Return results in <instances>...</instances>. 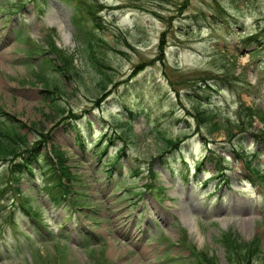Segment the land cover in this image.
Masks as SVG:
<instances>
[{"label":"rangeland","instance_id":"obj_1","mask_svg":"<svg viewBox=\"0 0 264 264\" xmlns=\"http://www.w3.org/2000/svg\"><path fill=\"white\" fill-rule=\"evenodd\" d=\"M97 2L101 29L63 0H0V109L26 141L0 155V264H229L231 233L264 264V0ZM29 147L63 152L57 199L35 164L12 179Z\"/></svg>","mask_w":264,"mask_h":264},{"label":"trees","instance_id":"obj_2","mask_svg":"<svg viewBox=\"0 0 264 264\" xmlns=\"http://www.w3.org/2000/svg\"><path fill=\"white\" fill-rule=\"evenodd\" d=\"M73 6V10L81 13L80 16L84 18L85 16L89 18L91 21L93 27L95 29H101V20H100V15L97 14L98 11V5H100L97 0H63ZM80 18H77V21H75V24L77 25V30L78 33L81 35L82 40L84 41V49L85 50V55L87 54L88 58H91V55H93V50L90 46V38L87 30L83 29L80 26ZM254 37V36H253ZM247 39L252 38L250 35L246 37ZM253 39V38H252ZM58 51V50H57ZM60 53V52H59ZM69 61L67 60V66L70 68ZM58 72H63L62 69H55ZM48 101L52 104L53 98L49 97ZM54 105V104H53ZM55 109L59 113H63L64 107L61 105H54ZM127 111H130L129 109ZM246 113V112H245ZM242 113V116H238L239 118H236L235 122H233V125L236 126L237 128L250 124V121L252 120V115L253 112L247 111L246 114ZM213 114V116H212ZM193 115V114H192ZM194 116L197 118V121L199 122H205L206 125L209 127L208 131L212 130H219L220 127H222L223 123L219 122L218 119H214V113L209 111L208 114H206L204 117H200L198 113H194ZM243 117V118H241ZM239 119V121L237 120ZM127 121V119H126ZM75 123L74 121H72ZM242 124V125H241ZM20 128V123H17L15 119H13V116L7 115L4 111L0 109V155L3 156H8L6 154L12 155L16 153V149L19 148V144H25V136L22 135L23 137L17 138L18 137V131ZM245 128V127H244ZM230 130V128H228ZM227 129V130H228ZM103 135V133L100 135ZM107 140V139H105ZM99 141V138H98ZM165 141V147H176V143L172 141L171 138H167L164 140ZM105 142L99 145L97 148V158L99 159V156L101 154L105 153ZM121 149L118 150L114 158L111 160H102L100 163L104 167L106 166L107 174L114 168V162L118 159L119 153ZM210 148L207 149V153L204 154L198 162L195 163V168L198 170L199 165L203 163L205 159H210L209 158V153ZM0 156V157H3ZM41 160V161H40ZM221 160L216 161V167L214 170L213 177L216 179L217 185H220L221 182H227V176L225 175L223 168H221L220 164ZM250 162L248 161V167L249 170L252 173H259V170L256 166L250 165ZM34 164L37 166L38 172L46 175L47 176V183L50 185V190L51 187H55L58 184H60L62 187L59 189H55L52 191L51 196L54 199H57L62 195V192L68 191L66 186L61 184L60 180L61 179H70L72 176L67 170L68 165L65 164V157L63 156V152L56 147L49 148L48 150L44 152H39L38 150L34 147H29L23 150L21 155L19 156L18 160L12 161L9 165V172L11 174L12 179L14 182H17L18 177L21 175L23 171H26L28 174H32V169L34 167ZM137 171V170H136ZM151 176H153L154 172L150 170L149 173ZM222 175V178L220 177ZM261 174H258L260 176ZM220 177V178H219ZM262 178H264V175H261ZM215 183V184H216ZM149 184V183H147ZM214 184V185H215ZM17 189V187H15ZM49 190V191H50ZM26 209H28L25 206ZM220 242L225 250V256L226 259L228 260L229 264H249L251 261V258L253 257L254 253L256 252V247H257V242H251L248 245L245 244L243 241L239 240V238L231 233V234H222L220 236ZM242 254V255H241ZM200 259L199 261L205 262L206 264H213L211 260L209 261V256L206 255L205 252H200Z\"/></svg>","mask_w":264,"mask_h":264}]
</instances>
